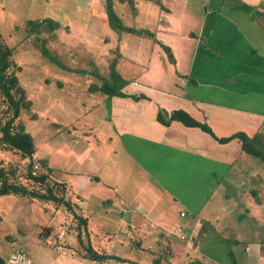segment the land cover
Masks as SVG:
<instances>
[{
	"label": "rangeland",
	"instance_id": "374dc122",
	"mask_svg": "<svg viewBox=\"0 0 264 264\" xmlns=\"http://www.w3.org/2000/svg\"><path fill=\"white\" fill-rule=\"evenodd\" d=\"M223 1L221 11L217 9L221 15L231 10L234 2L239 1L244 7L248 0ZM105 2L0 0V36L15 50L14 60L21 67L18 79L32 103L31 110L22 113L19 119L36 148L31 161L40 169L37 161L45 160L54 170L53 179L67 185V199L75 204V212L88 220L92 247L121 259H108L101 264H153L154 260L158 264H187L189 258L182 260L170 250L176 243L185 244L177 239L178 220L186 219L179 216L183 210L179 203L168 196L157 200L144 195L148 206L154 209L147 216L143 229H137L135 224L131 228L128 227L132 223L129 218L139 216L141 208L133 201H127V196L121 193L122 188L118 190L120 193H114L113 187L106 186L115 181L110 172L114 178L117 172L115 182L118 184L127 169L129 181L141 173L123 151L119 126L116 127L120 123L118 111L136 108L143 102L142 108L148 107L147 104L152 107L154 102L139 100L137 95L117 96L124 100L130 98V104L126 105L112 99L117 97L92 92L89 88L100 87L102 79L109 78L108 66L115 61V69L126 80V86L136 82L135 87L138 85L141 89L151 88L181 96L189 57L198 45L195 37L200 34L205 14L215 10L211 0H126L124 3L111 0L124 27L154 33L153 39L142 40L135 34H118L111 29ZM247 7L248 4L244 8L248 10ZM45 19L57 22L54 32L45 26L35 34L28 31V21ZM42 40L46 41V47H41ZM160 45L178 48V62L173 58L172 63ZM42 49L48 56L41 54ZM109 161L115 162L113 169H110ZM0 163L17 169L21 182L26 183L23 180L26 162L19 154L0 149ZM93 176H99L101 181L96 182ZM128 190H134L130 196L138 192L137 187L129 186ZM120 198L126 200L125 210H121ZM108 199L112 200L110 204H102ZM105 211L110 212L108 220ZM73 225L72 216L62 207L1 196L0 258L11 264L13 256L26 255L28 264H48L50 257L59 256L56 252L63 247L68 248L63 250L65 254L80 258L77 253L80 246L73 238ZM206 225L204 223V228L208 230ZM141 238L143 247H150L156 255L135 251L136 245L130 250L128 244ZM225 243L231 254L219 264H244V261L247 264L244 247L241 250L243 257H238L239 248L228 240ZM232 255H235V261ZM59 260L60 264H65L62 258ZM208 264L215 263L208 261Z\"/></svg>",
	"mask_w": 264,
	"mask_h": 264
},
{
	"label": "crops",
	"instance_id": "0c3cea01",
	"mask_svg": "<svg viewBox=\"0 0 264 264\" xmlns=\"http://www.w3.org/2000/svg\"><path fill=\"white\" fill-rule=\"evenodd\" d=\"M223 3V0H211L215 12L205 14L199 35L195 37L192 33L198 45L189 57L181 96L141 89L138 85L135 87L136 82L128 83L122 90L127 96L152 100L154 105L142 108L143 102L136 108L121 111H118L119 106L115 107L117 110H114L120 112V123L116 127L119 126L123 151L141 173L129 181L127 169V174L121 175L119 187L115 182L117 172L115 178L110 172L115 181L106 186L113 187L114 193L122 188L127 201L141 208L139 216L129 218L131 228L135 224L137 229H143L154 209L148 206L145 196L157 200L168 196L179 203L183 209L179 216L186 219L178 220L177 239L185 244L173 243L175 247L170 250L182 260L189 258L187 264L221 263L231 254L226 240L239 248L238 257H243L244 247L247 264H264L261 262L264 260V164L243 153L236 140L220 144L197 128H187L178 122L163 126L156 120L158 110L168 113L184 110L195 120L206 123L219 139L238 132L249 137L264 134V0H253V3L248 0L244 3V7L249 5L248 10L239 1L234 2L231 10L221 15L218 10L221 11ZM169 48L178 62L179 49ZM112 99L130 104V98ZM108 165L113 169L115 162L109 161ZM93 178L101 181L99 176ZM129 186L137 187L138 192L130 196L134 190H128ZM141 193H145L143 197ZM111 201L108 199L102 204ZM125 201L124 198L119 200L121 210H125ZM105 213L108 220L110 212ZM142 243L141 238L128 246L132 250V245H136L135 251L153 256V249L143 247ZM63 250L68 248L63 247ZM63 250L56 252L60 255L50 257L47 263L60 264L59 258H62L65 264H101L79 257L74 259ZM152 263L158 264L155 260ZM11 264H28V258L13 256Z\"/></svg>",
	"mask_w": 264,
	"mask_h": 264
},
{
	"label": "trees",
	"instance_id": "16d2710c",
	"mask_svg": "<svg viewBox=\"0 0 264 264\" xmlns=\"http://www.w3.org/2000/svg\"><path fill=\"white\" fill-rule=\"evenodd\" d=\"M117 1L124 3L126 0ZM104 9L108 23L114 32L118 34H135L144 40L153 39L154 33L144 29L124 27L112 8L111 0H106ZM43 26L50 32H54L58 27L57 22L50 19L28 21L27 23V29L31 34L38 33ZM160 46L168 59L174 63L170 48ZM41 47H46L45 40L41 41ZM14 53L15 50L8 47L0 36V149L15 152L26 162V175L23 176L26 183L21 182L17 169L10 166L5 167L0 163V197L13 196L33 200L40 204L50 203L55 207H62L72 216L74 223L72 233L75 242L80 246V251H77L80 259L98 263L105 262L108 259L119 261L116 257L94 250L89 241L88 221L75 212V204L67 199V185L62 181L53 179L54 170L49 167L45 160L37 161L40 163V169L36 168L38 167L37 163L31 161L36 153V148L31 136L25 131L24 124L19 119L22 113L31 110L32 103L25 89L20 85L18 73L21 71V67L16 64ZM47 53L45 49L41 50L44 57L48 56ZM114 62L108 66L109 78L102 79L100 87L90 86V91L100 92L108 97L123 96L122 90L127 82L117 73ZM138 98H143V96ZM156 120L163 126H168L171 122H178L187 128H197L220 144H226L236 139L240 143L243 153L258 159L264 164V134L257 133L249 137L242 132H238L219 139L214 136L206 123L195 120L184 110H175L170 113L158 110ZM0 264H6V262L0 258Z\"/></svg>",
	"mask_w": 264,
	"mask_h": 264
},
{
	"label": "built area",
	"instance_id": "2783aa9c",
	"mask_svg": "<svg viewBox=\"0 0 264 264\" xmlns=\"http://www.w3.org/2000/svg\"><path fill=\"white\" fill-rule=\"evenodd\" d=\"M32 158H33V157H32ZM36 168H38V167H36ZM181 239H184L183 236H181Z\"/></svg>",
	"mask_w": 264,
	"mask_h": 264
},
{
	"label": "bare ground",
	"instance_id": "6f19581e",
	"mask_svg": "<svg viewBox=\"0 0 264 264\" xmlns=\"http://www.w3.org/2000/svg\"><path fill=\"white\" fill-rule=\"evenodd\" d=\"M95 264V263H94Z\"/></svg>",
	"mask_w": 264,
	"mask_h": 264
}]
</instances>
